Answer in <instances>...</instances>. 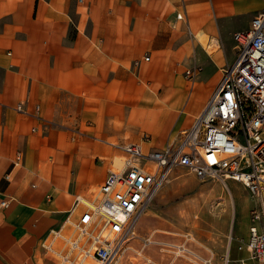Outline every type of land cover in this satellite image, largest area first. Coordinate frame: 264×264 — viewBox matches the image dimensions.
I'll use <instances>...</instances> for the list:
<instances>
[{"label": "crops", "instance_id": "crops-1", "mask_svg": "<svg viewBox=\"0 0 264 264\" xmlns=\"http://www.w3.org/2000/svg\"><path fill=\"white\" fill-rule=\"evenodd\" d=\"M263 8L264 0H0V264H80L75 251L62 261L54 236H74L76 195L90 198L103 182L121 155L115 145L156 150L188 128L236 59L226 40ZM202 72H212L205 83ZM247 235L228 236L227 264L249 261L237 248Z\"/></svg>", "mask_w": 264, "mask_h": 264}, {"label": "built area", "instance_id": "built-area-1", "mask_svg": "<svg viewBox=\"0 0 264 264\" xmlns=\"http://www.w3.org/2000/svg\"><path fill=\"white\" fill-rule=\"evenodd\" d=\"M233 40L235 61L221 69L215 89L188 128L156 150L115 145L121 151L119 164L109 169L92 197L76 195L74 206L83 210L70 223L74 236L54 233L66 251L62 261L72 251L80 264L85 257L99 264L119 259L137 237V223L158 188L174 168H183L201 181L234 180L248 189L256 205L247 240H238L237 248L246 249L249 260L240 264H264V8ZM196 70L187 69L185 77L194 80Z\"/></svg>", "mask_w": 264, "mask_h": 264}, {"label": "rangeland", "instance_id": "rangeland-1", "mask_svg": "<svg viewBox=\"0 0 264 264\" xmlns=\"http://www.w3.org/2000/svg\"><path fill=\"white\" fill-rule=\"evenodd\" d=\"M234 45L232 39L226 40L230 54ZM211 73L202 72L200 80L207 82ZM114 164L118 165L115 160ZM255 205L256 199L240 182L201 181L186 169L174 168L139 219V237L130 241L124 253L132 250L116 264H203L183 251L179 254L177 246L182 245L211 264H227L228 236L246 237ZM188 235L192 239L187 241Z\"/></svg>", "mask_w": 264, "mask_h": 264}, {"label": "bare ground", "instance_id": "bare-ground-1", "mask_svg": "<svg viewBox=\"0 0 264 264\" xmlns=\"http://www.w3.org/2000/svg\"><path fill=\"white\" fill-rule=\"evenodd\" d=\"M207 52H209V53H211L212 52V50H211V48L210 47H207V50H206ZM115 158V163L117 164H119V158L118 157H114ZM160 188V187H159ZM158 188V189H159ZM158 191V190H157ZM156 194V193H155ZM154 194V195H155ZM93 195V193L91 194V196ZM89 199V198H88ZM87 199V201H89ZM86 200H85V202L86 203H88ZM189 236V235H188ZM186 236V240L188 241V240H191L192 238L189 236ZM194 240V239H193ZM148 242H152L151 240H148ZM178 248H179V251H178V253L180 254V252L181 251H183V252H185V253H187V254H189L190 256L192 255L193 257H195V258H198L203 264H211V263H209V260H207V259H205L203 256H198L197 254H195L194 252H192L190 249H188L185 245H182V247L181 246H177ZM190 248V247H189ZM127 249V248H126ZM125 249V250H126ZM124 250V251H125ZM90 261H92V258L91 257H85V258H83L82 259V263L81 264H91V262ZM117 261H118V259L115 261V262H113L112 264H116L117 263Z\"/></svg>", "mask_w": 264, "mask_h": 264}]
</instances>
